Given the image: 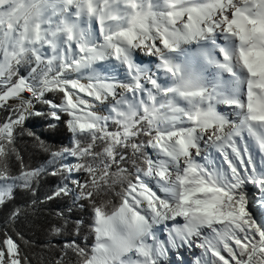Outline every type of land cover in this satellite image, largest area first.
<instances>
[{
    "label": "snow or ice",
    "instance_id": "1",
    "mask_svg": "<svg viewBox=\"0 0 264 264\" xmlns=\"http://www.w3.org/2000/svg\"><path fill=\"white\" fill-rule=\"evenodd\" d=\"M0 264H264V0H0Z\"/></svg>",
    "mask_w": 264,
    "mask_h": 264
},
{
    "label": "trees",
    "instance_id": "2",
    "mask_svg": "<svg viewBox=\"0 0 264 264\" xmlns=\"http://www.w3.org/2000/svg\"><path fill=\"white\" fill-rule=\"evenodd\" d=\"M27 126L32 128L33 131L40 133L44 139L48 141L51 145L59 147L61 145H67L69 142L68 133L62 127L58 129H48L46 127V122L38 118L30 119L27 123ZM34 146L30 142V138H21L18 142V148L25 157V162L31 166H38L45 163L47 155L44 153H38ZM49 163H51L49 161ZM55 178L45 177L42 181L43 187L40 191L41 197L47 191H50L54 188ZM23 202V200L21 201ZM45 214H48L47 210ZM54 219V217H53ZM31 229V230H29ZM24 230L26 238H30L33 244V252L39 254L41 257L45 252H47L46 244L48 237L45 234V230L41 229L38 225L35 228H32V225L25 221ZM59 239V238H57ZM35 258V257H34Z\"/></svg>",
    "mask_w": 264,
    "mask_h": 264
},
{
    "label": "bare ground",
    "instance_id": "3",
    "mask_svg": "<svg viewBox=\"0 0 264 264\" xmlns=\"http://www.w3.org/2000/svg\"><path fill=\"white\" fill-rule=\"evenodd\" d=\"M139 58L146 64V63H149V59L150 58H148V57H146V56H143V55H141V56H139ZM199 249H193L191 252H189V253H187V254H189V255H186L185 254V257H186V259H188V260H192L193 259V255L195 254V255H198L199 254Z\"/></svg>",
    "mask_w": 264,
    "mask_h": 264
},
{
    "label": "rangeland",
    "instance_id": "4",
    "mask_svg": "<svg viewBox=\"0 0 264 264\" xmlns=\"http://www.w3.org/2000/svg\"><path fill=\"white\" fill-rule=\"evenodd\" d=\"M138 60H139V62L144 63L139 57H138ZM123 78H124V76H123V74H121V79H123ZM218 110H220L222 112L229 111V109L226 106H224V105L218 106ZM26 123H28V121ZM249 191L252 192V193H255L256 190L254 188L250 187ZM186 255H189V254L186 253Z\"/></svg>",
    "mask_w": 264,
    "mask_h": 264
}]
</instances>
